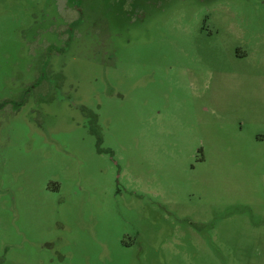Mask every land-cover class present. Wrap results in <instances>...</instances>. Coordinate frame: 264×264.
<instances>
[{
  "label": "rangeland",
  "instance_id": "obj_1",
  "mask_svg": "<svg viewBox=\"0 0 264 264\" xmlns=\"http://www.w3.org/2000/svg\"><path fill=\"white\" fill-rule=\"evenodd\" d=\"M0 264H264V0H0Z\"/></svg>",
  "mask_w": 264,
  "mask_h": 264
}]
</instances>
